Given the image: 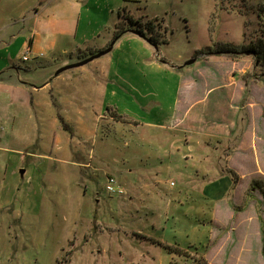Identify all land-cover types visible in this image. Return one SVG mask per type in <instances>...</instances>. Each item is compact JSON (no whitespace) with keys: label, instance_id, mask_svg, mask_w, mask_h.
<instances>
[{"label":"rangeland","instance_id":"rangeland-1","mask_svg":"<svg viewBox=\"0 0 264 264\" xmlns=\"http://www.w3.org/2000/svg\"><path fill=\"white\" fill-rule=\"evenodd\" d=\"M121 14L127 30L166 39L154 47L174 63L226 44L264 55V0H132ZM93 61L63 78L59 68L19 106L0 102V264H264L254 227L248 260L203 259L226 235L215 229L212 198L196 192L210 178L200 151L168 125L175 91L147 105L124 100L131 91L122 89L105 102ZM17 65L39 85L37 68ZM110 177L121 193L107 190Z\"/></svg>","mask_w":264,"mask_h":264},{"label":"crops","instance_id":"crops-1","mask_svg":"<svg viewBox=\"0 0 264 264\" xmlns=\"http://www.w3.org/2000/svg\"><path fill=\"white\" fill-rule=\"evenodd\" d=\"M39 1L0 0V102L5 98L9 106L49 88L48 79L78 53L87 50L81 56L85 59L109 48L112 33L123 23L120 11L132 0H48L43 6ZM145 29L148 39L152 34ZM147 39L127 30L114 41L112 50L91 64L96 70L93 88L105 102L129 89L124 100L147 105L171 100L175 91L168 125L200 151V167L210 178L196 192L212 198L215 229L219 237L226 235L216 253L203 259L248 260L254 227L260 237L258 259L264 263V197L251 188L253 180L264 179V74L258 72L259 62L248 59L253 53L215 51L182 65L156 52ZM89 50L93 52L87 55ZM20 62L42 73L39 85L24 81ZM56 74L53 78L61 76Z\"/></svg>","mask_w":264,"mask_h":264},{"label":"trees","instance_id":"trees-1","mask_svg":"<svg viewBox=\"0 0 264 264\" xmlns=\"http://www.w3.org/2000/svg\"><path fill=\"white\" fill-rule=\"evenodd\" d=\"M47 1L48 0H40L39 1V5L40 6H43L44 4H46L47 3ZM130 23H133V24H138V25H142V24H139V22H130ZM150 23V25H148L149 27L151 26V24H152V22H149ZM147 26V25H146ZM148 28V27H147ZM116 32H115V36H114V38H113V42L114 41H116V40H118L126 31H127V28H125V27H122V25L121 24H118L117 26H116ZM149 31H150V29H148ZM138 31L142 34V35H145L144 34V31H142V30H139L138 29ZM146 36V35H145ZM148 41H150L154 46H158L160 43H162V42H164V43H167V40L166 39H162L161 38V36H160V38H159V36H157V37H154V36H152V37H150V38H148ZM112 42V43H113ZM225 48H227V49H225ZM234 51V52H233ZM216 53H220V54H222V53H244V52H237V50L235 49V47L233 46H231V45H229V44H226L223 48H221V49H219L218 51H216ZM250 53H252V52H250ZM255 54V57H256V61H258L259 62V65L260 66H264V55L262 56V52H255L254 53ZM109 110V109H108ZM251 188L253 189H258V190H260L261 191V193H262V195H263V197H264V179H255V180H253V183H252V186H251ZM205 264V263H204Z\"/></svg>","mask_w":264,"mask_h":264},{"label":"water","instance_id":"water-1","mask_svg":"<svg viewBox=\"0 0 264 264\" xmlns=\"http://www.w3.org/2000/svg\"><path fill=\"white\" fill-rule=\"evenodd\" d=\"M133 32H134L135 34H137V35H139V36H142L143 38H146V39H147V37H146L145 35H142L139 31H133ZM147 40H148V39H147ZM113 44H114V42L109 46V48H107V49H105V50H102V51H100V52H98V53L92 55L91 57H89L88 59L83 60L82 62H79V63L74 64V65H68V66H65V67L59 69V70L57 71V74H60V73H62V72H64V71H66V70H68V69H72V68H74V67H78V66H82V65L88 64L89 62H91V61H93V60H95V59H98V58H100V57L106 55L107 53H109V52L112 50ZM195 62H196V58H193L192 60H189V61L186 63V65H192V64H194Z\"/></svg>","mask_w":264,"mask_h":264},{"label":"built area","instance_id":"built-area-1","mask_svg":"<svg viewBox=\"0 0 264 264\" xmlns=\"http://www.w3.org/2000/svg\"><path fill=\"white\" fill-rule=\"evenodd\" d=\"M27 55L28 52L26 54V56L24 57V60H27ZM107 190L110 192V194H119L122 192L121 188L119 187L117 181L113 178L110 177L108 178V182H107Z\"/></svg>","mask_w":264,"mask_h":264}]
</instances>
